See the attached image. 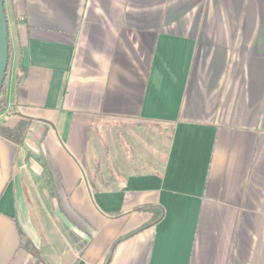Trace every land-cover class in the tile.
I'll return each instance as SVG.
<instances>
[{
  "label": "crops",
  "instance_id": "0c3cea01",
  "mask_svg": "<svg viewBox=\"0 0 264 264\" xmlns=\"http://www.w3.org/2000/svg\"><path fill=\"white\" fill-rule=\"evenodd\" d=\"M5 6L0 264H36L16 221L41 264H264V0ZM125 125L163 156L98 146Z\"/></svg>",
  "mask_w": 264,
  "mask_h": 264
},
{
  "label": "rangeland",
  "instance_id": "374dc122",
  "mask_svg": "<svg viewBox=\"0 0 264 264\" xmlns=\"http://www.w3.org/2000/svg\"><path fill=\"white\" fill-rule=\"evenodd\" d=\"M128 129H131V131ZM155 129V132L152 133L144 126L137 127L136 125H125L118 127V130L114 132V139L105 136L104 139L106 140L100 141V136H98V146H101V144L107 145L109 147L107 150L111 152L118 150L120 154H126L130 157L140 155L146 160L152 157L153 153H149L150 151H148L151 149L152 152L155 151L157 153L160 159L166 150L169 130L165 129L163 126L156 127ZM102 132L103 134H109V129L104 131L103 128ZM101 138L103 137L101 136ZM154 146H156L157 149H155Z\"/></svg>",
  "mask_w": 264,
  "mask_h": 264
},
{
  "label": "trees",
  "instance_id": "16d2710c",
  "mask_svg": "<svg viewBox=\"0 0 264 264\" xmlns=\"http://www.w3.org/2000/svg\"><path fill=\"white\" fill-rule=\"evenodd\" d=\"M10 42V39H9ZM10 58H11V50H10V56H9V65H10ZM9 65H8V70L7 74L9 71ZM25 74L21 75L19 74L17 76V81L18 84L23 80ZM7 108V99H6V80L4 82V85L2 87L1 93H0V114H2ZM28 126L27 125H21L17 130H12L9 127L0 125V135L5 136L10 139L17 140L19 143L22 142V137L25 134V131L27 130ZM22 130L24 132L22 133ZM16 225L18 227L19 233H20V248L29 252L36 258V264H41L44 263L43 258L41 257L40 252L38 249L35 247L33 242L28 238L22 227L20 226L19 222L16 221Z\"/></svg>",
  "mask_w": 264,
  "mask_h": 264
},
{
  "label": "water",
  "instance_id": "95a60500",
  "mask_svg": "<svg viewBox=\"0 0 264 264\" xmlns=\"http://www.w3.org/2000/svg\"><path fill=\"white\" fill-rule=\"evenodd\" d=\"M9 56V21L5 0H0V93L7 77Z\"/></svg>",
  "mask_w": 264,
  "mask_h": 264
}]
</instances>
